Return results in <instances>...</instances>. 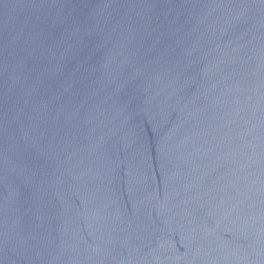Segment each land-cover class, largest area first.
<instances>
[{"label": "water", "instance_id": "obj_1", "mask_svg": "<svg viewBox=\"0 0 264 264\" xmlns=\"http://www.w3.org/2000/svg\"><path fill=\"white\" fill-rule=\"evenodd\" d=\"M0 264H264V0H0Z\"/></svg>", "mask_w": 264, "mask_h": 264}]
</instances>
